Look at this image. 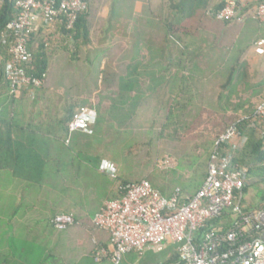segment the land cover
Listing matches in <instances>:
<instances>
[{"label": "rangeland", "instance_id": "1", "mask_svg": "<svg viewBox=\"0 0 264 264\" xmlns=\"http://www.w3.org/2000/svg\"><path fill=\"white\" fill-rule=\"evenodd\" d=\"M110 1L104 0V5L108 6V10L104 7V11L99 6L94 9L93 5H89L88 11L92 16L87 44L79 41L76 48L67 44L68 50L48 47L49 58L52 55L55 57L49 61L44 85L46 89L38 91V96L51 102L53 110L62 102L57 98L60 94L64 96L63 101L75 95L78 107L85 105L93 109L104 123L101 127L104 128V143L102 137L99 141L92 138L89 146L94 145L100 150V145L102 148L104 145V158L114 162L121 178L135 181L148 177L150 181L164 186L166 195L175 189L192 192L193 185L200 181L202 172L206 170L215 138L264 98V53L257 55L250 51L255 40L264 37V25L249 28L237 23L224 24L202 13L180 25L170 37L164 25L171 15L168 1L138 0V5L136 0H113V16L110 15ZM219 2L211 0L209 7ZM258 47L264 50L263 45ZM161 52L182 58L181 61H172L173 65L178 63L177 68L182 65L183 76H187L182 82L185 85L183 97L179 96L182 101L177 103L170 99L164 103L169 96L165 92L153 94V99L148 101V94L144 91L148 85V75H145L140 81L141 91L129 94L131 100L137 101L134 103L137 106H133L131 101L126 102L125 123H120L114 116L122 106L119 104L122 95L119 78L132 68L129 64L133 63L138 69V62L140 66L143 63L148 65L149 59L156 57L152 54ZM140 54L144 55V61ZM134 57L142 60L134 61ZM156 64L165 68L161 60ZM231 68L234 69L232 80L225 86ZM157 77V81H164V77ZM142 81L145 83L142 84ZM170 95L177 97V93ZM14 100L3 82L0 85L1 119H11L10 103L13 104ZM36 102L37 99L32 103L27 100L22 108L23 119L31 120L36 116ZM170 105L173 106L172 118L167 117ZM18 112L13 110L14 118L21 115ZM98 132L97 138L101 134L99 128ZM164 155L170 156L174 163L159 169L157 161ZM116 157L118 161H115ZM5 175L8 173H0V212L3 213L0 251H5L7 245L24 246L26 251L29 250L26 253L28 261L38 263L42 259L39 248L43 245L40 241L42 231L38 230L39 227L47 229L48 225L44 217L36 212L27 218V224L35 225L29 234L23 240L15 236L12 226L15 220L11 213H14V209L20 210L15 206L18 192L7 190ZM256 181L249 177L246 184V207H260L264 203L261 200L264 183ZM166 255L167 251L146 250L141 256L127 252L118 264H160L165 261ZM110 257L109 254V260ZM109 260L97 262L87 256L73 263L113 264Z\"/></svg>", "mask_w": 264, "mask_h": 264}, {"label": "built area", "instance_id": "2", "mask_svg": "<svg viewBox=\"0 0 264 264\" xmlns=\"http://www.w3.org/2000/svg\"><path fill=\"white\" fill-rule=\"evenodd\" d=\"M222 7L210 15L216 21L241 24L254 17L264 24V0H222ZM16 17L2 33L8 60V93L19 96L27 88H40L44 79L28 73L32 54L29 48L37 22L48 29L61 22L66 30L74 27L77 17L89 7V0H16ZM264 46V41H260ZM96 112L78 108L68 122L67 131L92 134ZM232 122L215 140L207 161L206 174L192 194L175 189L167 197L146 180L123 183L118 180L116 165L102 172L117 181L118 197L104 202L93 217V224L109 234L110 262L118 264L124 253L142 255L146 250L163 251L174 244L181 264H264V208L246 210L243 188L249 170L231 161L225 146L241 148L246 136L238 133ZM253 125L261 134L264 127V99L255 107ZM170 156L157 161V168L173 165ZM50 225L57 231L75 223L69 213L55 214ZM106 250H96L94 260L108 258ZM162 264V263H160ZM177 264V263H175Z\"/></svg>", "mask_w": 264, "mask_h": 264}, {"label": "crops", "instance_id": "3", "mask_svg": "<svg viewBox=\"0 0 264 264\" xmlns=\"http://www.w3.org/2000/svg\"><path fill=\"white\" fill-rule=\"evenodd\" d=\"M112 1L109 5L111 8L114 7ZM136 2L140 5L138 0ZM89 5H93L94 9L99 6L103 11L104 7L108 10V6L104 5V0H89ZM121 7L123 6L121 5ZM91 16L92 14H89V30ZM241 24L242 27L249 28L261 25L254 17H249ZM63 29L64 26L61 22H57L52 29H48L39 20L31 39L32 51H36V47L44 41L47 50L50 46L51 49L60 47L62 50H68L69 46L67 49L61 47L62 41H64L63 44H69L66 38H62L65 30ZM260 41H264V37H258L255 40L250 50L252 53L257 55L264 53L263 48L258 47L261 45ZM152 55H156V57L150 58L148 65L143 63L136 69V65L132 63L134 78H137L136 83H138L134 84L136 87L132 92L141 91L140 81L142 77L148 75L146 83L148 85L144 90L148 94V101L153 99V94L165 92L169 96L165 98L164 103H168L170 99L173 102H181L185 85L181 79L178 81L175 78L183 76V66L177 68L178 63L175 65L170 63L173 60L181 61V56L178 58L177 55L167 52ZM140 56H143L144 61V55L140 54ZM52 57L55 56L52 55ZM52 57L48 56V67ZM137 59L142 60L139 57H134V61ZM158 60H161L164 69L156 64ZM169 65L171 66L169 67ZM126 72L122 74V77L126 75ZM157 76L164 77V81H157ZM45 82L46 78L42 87L23 90L21 95L12 102L13 104L10 103L12 117H14L13 110H19L21 115L18 112L19 116L15 118V128L10 129L11 139L14 142L10 144L7 152L11 158L10 164L0 173H8L5 175L7 190L14 189L18 192L15 206L20 210L14 209V213H11L15 214L11 215L15 220L12 224L15 236L21 237L23 240V237H26L28 232L35 227L33 224H27V218L33 213L39 212L40 216L44 217L46 226L48 225L47 229L39 227L38 231H42L40 241L43 242V245L39 248L42 259L34 264H77L78 262L73 263V261H81L87 256H92L96 250L103 249L108 254L111 251L108 232L94 226L92 220L105 201L117 197V181L102 172V162H113L111 159L104 158V145L103 148L100 145V150L94 145L89 146L92 138L99 141L102 137V144L104 143V128L101 129L104 123L100 121L99 115L97 114L92 134L78 131L69 133L67 126L70 110L75 112L85 105L78 107L75 95L67 97V100L63 101L64 96L60 94L57 98L62 102L56 110H53L51 102H46L45 98L38 96V91L46 89ZM172 93H177V97H172L170 95ZM180 95L182 97H179ZM142 98L147 100L145 97ZM35 99H37L36 116L31 120L23 119L24 104L27 100L32 103ZM184 100L187 101V99ZM98 128L101 131L99 138L96 136L99 134ZM27 171H30V179L22 175ZM60 213L72 214L75 220L73 225L63 231L53 229L49 223L55 214ZM2 214L0 212V221L3 218ZM28 251L24 246L7 245L5 251H0V253L6 255L5 264H25L23 257ZM165 251H167L166 258H168L171 253L167 249ZM104 259L109 260L108 258ZM26 264H30V262Z\"/></svg>", "mask_w": 264, "mask_h": 264}, {"label": "trees", "instance_id": "4", "mask_svg": "<svg viewBox=\"0 0 264 264\" xmlns=\"http://www.w3.org/2000/svg\"><path fill=\"white\" fill-rule=\"evenodd\" d=\"M15 2L16 0H0V85L4 82L7 86V89H8V84H7L5 75H6V64L8 60V55H7L6 46L1 43V37H2V33L7 29V25L16 17L18 13V9L15 6ZM210 2L211 0H168V6H169L171 15H170V19L165 21L164 23L167 35L172 37L171 35L176 32L177 28H179L180 25H183L184 23L193 19L198 14L200 15L203 13V14H206L208 17L213 18L210 15V13L212 12L214 13L215 10L220 9L222 7L223 1L220 0V2L214 5L213 7H209ZM114 8L115 7L110 8L111 16L114 15ZM88 10L89 8L78 15L77 20L72 29L70 30H66L65 28H64L65 30L63 29L64 37L62 38L63 39L66 38V40L68 41L67 43L73 45L74 48L78 46L79 41L80 43H83V44H87L89 41L90 30H89V25H88V17H89ZM223 23L229 24L231 22H223ZM31 42L32 40L30 41L29 48H30L32 57H31V60L29 61L27 71L28 73L34 74L35 76H38L45 80L47 68H48V53H47V48L45 47V44H44L45 41L41 42L39 46L36 47V51H32ZM63 42L64 41L61 42L62 44L61 47L64 49L65 48L67 49L68 48V46H66L67 44H63ZM129 65L132 66V64H129ZM137 66H140V62L137 63ZM170 66L171 65H169V67ZM233 72H234V69L231 68V71H229V75L227 77L225 86L231 82ZM175 79H177L178 81H180L181 79L183 82V80L187 79V76L184 75L182 77H177ZM136 80L137 78H134L133 67L131 69H127L126 75L119 78V88L122 93V95H120L119 97V104H121L122 106H121V109H118V111L116 110L117 112L116 114H114V116L116 117V119L119 120L120 123H125L126 117H124V115H127V114L125 113L124 105L126 104V102L131 101L133 103V106L135 105L137 106V104H134L137 101L135 102V100L133 99L131 100L129 96V94L132 93V91H134L133 90L134 87H136L134 85L136 83ZM9 96L13 100L18 97V96L15 97L12 95H9ZM171 106L172 105H170L168 112H167L168 118L173 117V113H172L173 108H171ZM183 107L186 108L187 107L186 104H184ZM255 107L256 106H254L253 110H251L248 114H245V116H243L245 117V119L241 120L238 124L239 125L238 126L239 135L241 137L242 136L247 137L246 144L239 149L233 148L232 146H225V152L230 157L233 163L238 164L240 166H245L248 168L250 179H256L258 182L264 183V127L262 128L263 132L260 134L257 131V127H255V125L252 124L253 123V113H254ZM73 114H74L73 110H70L69 116H68L69 117L68 122L70 121ZM0 120H1V124H0V171H1L3 169H6L7 165H9L11 161V158L9 157L7 152H8V148L10 147V144L14 143L13 140L11 139L10 129L15 128V118L11 117V119L8 121V119L6 118L1 119V115H0ZM209 155H208L207 161L209 159ZM115 161H118L117 157L115 158ZM205 174H206V170L202 172L200 181H198L197 183L193 185L192 192H189V193L185 192L184 190L186 189H183L182 191L188 194L194 193L201 185L205 177ZM22 175H24V177H26L27 179L31 178L30 171L22 173ZM118 180L123 183L138 182L140 180H146L152 185L154 189L158 190L162 195L167 196V197H169L174 191L173 190L170 194L166 195L164 193V186H161L158 182H155L153 180L150 181L148 177L145 179L130 181V180H126L123 177L121 178L120 175L118 174ZM247 190H248V186L245 185L243 188L244 195L247 193ZM261 200L262 202H264V194L261 196ZM243 203H244V199H243ZM255 208H264V203L260 207H248L247 206L246 210L255 209ZM175 247L176 246L174 244H168L166 246V249L169 250L171 254L168 258L165 259V261L162 264H175V263L181 264V262L179 261L178 254L175 251ZM166 249H164L163 251H165ZM5 257L6 255H3L2 253H0V264H5L4 263ZM91 257L94 259V255H92ZM23 260L25 264L27 262L28 263L30 262L28 261L25 254H24ZM30 264H34V263L30 262Z\"/></svg>", "mask_w": 264, "mask_h": 264}, {"label": "clouds", "instance_id": "5", "mask_svg": "<svg viewBox=\"0 0 264 264\" xmlns=\"http://www.w3.org/2000/svg\"><path fill=\"white\" fill-rule=\"evenodd\" d=\"M101 167L106 168V167H110V165L108 164V162L105 161V162H102Z\"/></svg>", "mask_w": 264, "mask_h": 264}]
</instances>
